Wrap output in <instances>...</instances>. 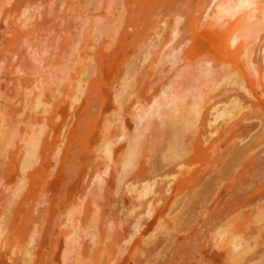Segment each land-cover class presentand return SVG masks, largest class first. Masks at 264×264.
<instances>
[{
    "label": "rangeland",
    "instance_id": "1",
    "mask_svg": "<svg viewBox=\"0 0 264 264\" xmlns=\"http://www.w3.org/2000/svg\"><path fill=\"white\" fill-rule=\"evenodd\" d=\"M223 2L0 0V264H264V16Z\"/></svg>",
    "mask_w": 264,
    "mask_h": 264
},
{
    "label": "bare ground",
    "instance_id": "2",
    "mask_svg": "<svg viewBox=\"0 0 264 264\" xmlns=\"http://www.w3.org/2000/svg\"><path fill=\"white\" fill-rule=\"evenodd\" d=\"M227 1V0H226ZM231 1V0H230ZM234 2L232 3H225L223 2V5H218V9H219V12L221 14V16L224 14V13H227V14H230V15H234L236 14L237 12H239L240 10L244 9V8H250L252 9V14H251V17H256L257 18V14L259 11H261L263 13V16H264V0H233ZM222 2V1H221ZM225 3V4H224ZM259 6V8L257 7ZM259 9V10H257ZM261 9V10H260ZM250 11V10H248ZM260 12V13H261ZM245 14V13H244ZM248 15V14H247ZM246 15V16H247ZM262 16V17H263ZM224 17V16H223ZM255 18V19H256ZM264 18V17H263ZM232 75V74H231ZM237 102V101H236ZM238 104V102H237ZM234 107L232 108H228L229 111H227V107H226V113L223 109V113L222 111L220 112V109H218V118L217 119H221L220 117H223L225 115H227L228 117H231L233 114H234V111L236 108H238V106L235 104L234 102ZM198 106L199 104L197 103L196 105L193 106L192 110L190 111V114L192 113H196V114H199V110H198ZM182 112V111H181ZM192 112V113H191ZM238 113V112H237ZM187 114V112H186ZM199 116V115H198ZM227 116H225L224 119L227 118ZM195 117V116H194ZM183 118V119H182ZM181 120L182 123H183V128L181 129L182 131L180 130H177L174 132V143H173V146H174V151L178 150V147H179V144H184L183 141H184V135H185V131L188 130L192 125H193V119L191 120V117L190 115H186V116H182ZM198 119V118H197ZM217 121V120H216ZM39 127V126H38ZM33 146H36V145H33ZM183 148V147H182ZM183 151V150H182ZM111 152V151H110ZM179 156V155H178ZM132 160V159H131ZM130 160V162H131ZM175 163V162H174ZM182 165V164H181ZM238 169V168H237ZM229 171V170H228ZM145 190V188H144ZM147 190V189H146ZM146 192V191H145ZM148 193V192H146ZM145 193V194H146ZM239 238V237H238ZM235 247H238V245L240 244V242L238 243L237 242V239H233V243H232ZM244 245V244H243ZM240 247V246H239ZM248 249V248H246ZM243 251V249H242ZM246 251V250H245ZM248 252V251H247Z\"/></svg>",
    "mask_w": 264,
    "mask_h": 264
}]
</instances>
